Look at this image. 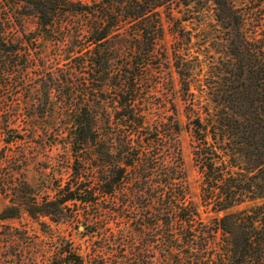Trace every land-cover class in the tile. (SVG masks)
<instances>
[{
    "label": "trees",
    "instance_id": "trees-1",
    "mask_svg": "<svg viewBox=\"0 0 264 264\" xmlns=\"http://www.w3.org/2000/svg\"><path fill=\"white\" fill-rule=\"evenodd\" d=\"M175 2L209 4L214 24L202 30L213 54L201 43L193 52L191 36L175 30L179 41L162 57V11ZM77 15L84 24L69 19ZM29 16L38 35L26 31ZM69 23L55 40L66 46L49 68L33 45ZM37 66L41 74L26 84L25 71ZM173 71L201 175L199 205L188 188ZM10 83L27 92L21 113L31 132L61 127L64 140L52 145L88 156L75 159L81 165L65 181L57 174L52 197L33 196L27 167L17 185L7 184L17 193L0 220L25 210L58 225L73 218L72 206L91 212L93 226L83 233L100 245L86 261L64 247L52 264H106L114 229L129 240L109 264H264V0H0V90ZM13 111L0 114L7 146L22 139L13 134L20 126ZM200 205L212 213L208 221ZM7 257L0 252V264H23Z\"/></svg>",
    "mask_w": 264,
    "mask_h": 264
},
{
    "label": "rangeland",
    "instance_id": "rangeland-1",
    "mask_svg": "<svg viewBox=\"0 0 264 264\" xmlns=\"http://www.w3.org/2000/svg\"><path fill=\"white\" fill-rule=\"evenodd\" d=\"M76 1L92 6L98 5L101 0ZM162 17L165 31V44L163 45V50L161 49L163 52L162 57L165 55V48L171 53L172 47L176 45L175 41H179L175 40L174 36L171 34V32L175 30L179 32L183 30L185 35L191 36L192 45H190V47L193 52L197 50L196 46L199 45L198 43H201L202 46H206L207 50H209L202 30V28H211V25L214 24L213 13L209 4L205 7L190 6L189 9L175 2L171 5V8L163 9ZM63 19L65 20L66 17H63ZM69 19L72 22H76L73 23L75 25L79 23L84 24L83 16H71ZM69 27H71L70 23L69 25H62L61 30L58 32H44L45 35L50 36L52 41L39 39L37 43L33 45L35 48V56H37L36 53H46L45 63L49 68L56 66L54 57L58 55L57 53H61L62 50H64L61 48H65L66 46V41L63 42V44H57L55 40L62 36L60 32L67 31ZM26 28L28 33L31 32L34 33V35H38L40 30L37 24V18L34 16L27 17ZM80 34V38H82L84 32ZM209 51L211 54L214 53L213 49ZM215 56H217V54H215ZM157 61L158 60H154L153 62L157 63ZM206 61H208V59ZM31 64H37V60L32 61ZM165 66H167L166 63ZM155 72L156 80L163 82V74L158 70H155ZM39 74H41L39 66L26 70L24 73L26 84H33V78H36ZM172 75L175 91L173 93V100L177 108V117L183 127L182 150L188 177L189 193L191 199L199 205L201 175L193 156L191 133L187 128V123L189 122V115L186 110L187 105L182 98L181 91H179L180 85L178 82V75L174 71ZM162 92L163 90H160L159 93L162 95ZM24 96H27L26 90L12 83L0 90V99L2 98L0 100V114H4L6 111L12 114L14 112L13 110L18 108V113H20V115L18 116L17 123H19L20 126L18 127L19 129L15 131L17 133L13 132V134H18V132L22 134V139L7 146L4 141V132L1 124L3 115L0 116V211L10 204V198L14 196L13 194L17 193L7 190L8 182L12 180L13 184L17 185L21 178V172L25 167H27L28 181L34 190L33 196L38 200H42V198L46 196H53V191L50 188L56 181V176H58L57 174L59 172L64 173L63 181H65L69 176L68 174H70L69 172L72 171V168L81 165V163L75 161V159L79 156L88 157L84 154L86 151L73 152L69 147H65L60 143L58 145H52V142L55 140L59 142L64 140L62 136L65 130L61 127L54 126V128L49 131H43L41 129L38 132H31L28 129L29 125H25L28 123V120L24 118L21 113L23 110ZM55 115L56 119H59L58 107L55 109ZM23 125L24 127H22ZM11 126L17 127V125ZM57 133L60 135H57ZM40 143H42V145H40ZM90 158L93 160L95 155L90 156ZM199 210L201 211L202 217L208 221L212 213L206 212V209L201 205L199 206ZM68 213L72 214L73 218L68 222H62L58 225L54 224L48 217H42L41 220L43 224H40L33 220L25 210H21L16 217L0 220V252H2V255L9 256L7 260L15 259L23 264H30L31 260H34L33 264H52V262H58L63 256L60 252L64 247L71 248L85 258L87 252L91 250V247L99 246L101 243L99 242L98 236H90L83 233L86 226L87 228L93 226V219L88 216L91 212L86 210L82 205H79L72 206ZM132 225L138 227L136 223ZM125 232L117 233L116 235V230L114 229V235L110 237L111 241L108 247L110 253L106 255V264L114 260V252L117 250L118 246H120L122 242L126 243L129 240ZM154 254L155 257H158L160 252L158 251ZM86 259L87 258H85V261Z\"/></svg>",
    "mask_w": 264,
    "mask_h": 264
},
{
    "label": "water",
    "instance_id": "water-1",
    "mask_svg": "<svg viewBox=\"0 0 264 264\" xmlns=\"http://www.w3.org/2000/svg\"><path fill=\"white\" fill-rule=\"evenodd\" d=\"M82 228V227H81Z\"/></svg>",
    "mask_w": 264,
    "mask_h": 264
}]
</instances>
